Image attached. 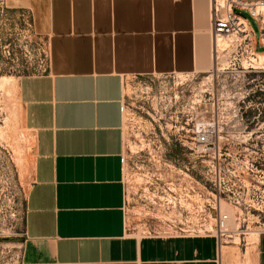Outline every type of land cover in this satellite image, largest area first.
<instances>
[{"label": "crops", "instance_id": "0c3cea01", "mask_svg": "<svg viewBox=\"0 0 264 264\" xmlns=\"http://www.w3.org/2000/svg\"><path fill=\"white\" fill-rule=\"evenodd\" d=\"M6 3L28 14L47 53L42 73L19 87L33 136L21 264H222L217 237L138 236L126 230L124 212L125 83L208 72L210 0ZM168 153L154 181L164 190L176 177ZM253 261L264 264V232Z\"/></svg>", "mask_w": 264, "mask_h": 264}, {"label": "rangeland", "instance_id": "374dc122", "mask_svg": "<svg viewBox=\"0 0 264 264\" xmlns=\"http://www.w3.org/2000/svg\"><path fill=\"white\" fill-rule=\"evenodd\" d=\"M242 14L258 38L257 23L246 12ZM29 23L26 12L10 9L6 0H0V264H21L24 201L32 173L33 136L24 121L19 87L22 80L41 74L46 68L45 41L32 32ZM228 44L224 38L219 40L214 65L206 73L127 80L124 137L125 157L130 158V163L126 164L124 212L128 232L138 236H168L179 235V227L187 234L196 228L195 223H169L161 218L163 211L157 207L160 192L154 181L162 178L159 174L164 164H168L169 150L171 156L176 155L178 175L183 176L179 169L188 162L183 156L185 148L178 140L176 148L171 143L169 149L165 138L172 134L183 140L191 135V123L200 120L201 105H207L208 121L218 122L219 135L242 134L251 138L264 135V126L257 128L249 124L254 117L264 120V95L256 94L254 99L257 96L259 99H253L260 104L258 116L259 111L248 106L251 95H247L250 87L247 82L251 75H246L245 85H241L236 72L226 71L232 68L233 55ZM257 51L263 52L264 46L258 45ZM187 118L191 122L182 128ZM241 118L244 122L241 126L222 125L224 122L236 124ZM239 145L240 150L247 148L244 152L264 151L263 142L249 140L246 144L230 143L232 152L237 151ZM138 150L141 154L136 153ZM162 152L167 156L159 159L157 153ZM254 179L249 180L250 186L259 187L249 188L248 192L233 191L232 203L222 194L219 197L217 191H209V234H217L219 238L222 264H254L256 239L264 232V185L261 184L264 175L257 174ZM177 193L179 195L180 191ZM218 209L231 217L221 231L217 230L215 222Z\"/></svg>", "mask_w": 264, "mask_h": 264}, {"label": "built area", "instance_id": "2783aa9c", "mask_svg": "<svg viewBox=\"0 0 264 264\" xmlns=\"http://www.w3.org/2000/svg\"><path fill=\"white\" fill-rule=\"evenodd\" d=\"M242 12H246L257 23L258 38ZM209 22V34L214 52L216 41L222 38L226 39L229 42L228 45L231 46L233 55L230 59L232 67L230 73L235 74L236 72L238 74L237 77L241 78V85H245L243 80L246 75H251V79L247 82V85H250L247 95H251L248 106L259 111L260 104L254 103V101L259 99L258 94L264 95V64H257L259 61L258 54L262 52L257 51L256 43L258 41L259 45L264 46V0H210ZM221 72H224V68ZM256 94L258 96L254 99ZM127 109V96L124 93L120 106L123 133H125L124 126L127 120L125 112ZM200 115L199 121L191 123V135L185 136L183 140L177 139L176 135L172 134L165 138L166 143L169 146L173 143L175 148V143L178 140L179 143L181 142V145L185 148L183 156L188 162L183 169H179L183 172V176L178 175L177 160L174 154L171 166L176 174L175 183L165 190L163 189L164 185L159 187L160 199L158 204L156 203L157 207L163 211L161 218L166 222L195 223L196 228L188 234L184 233V229L179 227V235H156L151 237L212 236L209 234L208 225L209 191H217L219 197L222 194L228 203H232L233 191L246 190L248 192L249 188L256 190L259 186H250V181H253L257 174H260V177L264 175V151L244 152L247 148L244 147L243 150H240L241 145L235 152L230 149V143L232 142L246 144L249 140H259V142L264 143V135H255L253 138L242 134L234 136L219 135L216 129L219 126L218 122L208 121L207 105H201ZM190 122L189 118L185 119L182 128L188 126ZM243 123L241 118L236 124L224 122L222 125L234 127L241 126ZM249 124L261 128L264 126V120H256V117H254L253 120L249 121ZM136 153L141 154V150ZM157 154L159 159L167 156L164 152ZM124 159L130 163V158L129 160L126 157ZM155 179L157 182L158 178ZM261 184L264 185V181ZM177 190L180 191L179 195ZM244 201L243 204L246 203ZM238 203L239 201H236V204ZM230 219L228 213L218 209L215 218L217 230L221 231ZM215 237L218 238L217 234H215Z\"/></svg>", "mask_w": 264, "mask_h": 264}, {"label": "bare ground", "instance_id": "6f19581e", "mask_svg": "<svg viewBox=\"0 0 264 264\" xmlns=\"http://www.w3.org/2000/svg\"><path fill=\"white\" fill-rule=\"evenodd\" d=\"M218 42H219V40H217L216 41V46H218ZM258 58H259V61L257 62V64H264V52L263 53H259L258 54ZM2 83V81H0V84ZM9 83V82H8ZM8 83H7V85H8ZM4 87V86H3ZM8 87V86H7ZM258 239V238H257ZM256 239V240H257ZM252 242V241H251Z\"/></svg>", "mask_w": 264, "mask_h": 264}, {"label": "water", "instance_id": "95a60500", "mask_svg": "<svg viewBox=\"0 0 264 264\" xmlns=\"http://www.w3.org/2000/svg\"><path fill=\"white\" fill-rule=\"evenodd\" d=\"M10 241H19L18 239H11Z\"/></svg>", "mask_w": 264, "mask_h": 264}]
</instances>
